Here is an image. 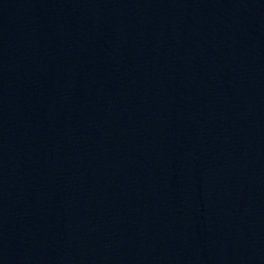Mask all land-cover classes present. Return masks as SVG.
<instances>
[{
  "label": "water",
  "instance_id": "water-1",
  "mask_svg": "<svg viewBox=\"0 0 264 264\" xmlns=\"http://www.w3.org/2000/svg\"><path fill=\"white\" fill-rule=\"evenodd\" d=\"M0 264H264V0H0Z\"/></svg>",
  "mask_w": 264,
  "mask_h": 264
}]
</instances>
